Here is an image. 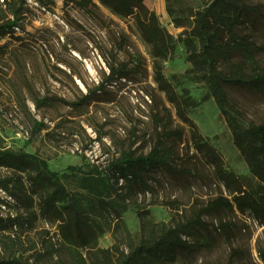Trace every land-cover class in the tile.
Listing matches in <instances>:
<instances>
[{
	"label": "rangeland",
	"instance_id": "obj_1",
	"mask_svg": "<svg viewBox=\"0 0 264 264\" xmlns=\"http://www.w3.org/2000/svg\"><path fill=\"white\" fill-rule=\"evenodd\" d=\"M209 1L145 0V5L178 41L174 56L164 62V74L180 94L188 91L198 104L189 117L221 153L225 167L248 189L257 190L259 182L235 146L214 99L202 82L188 76L191 65L178 40ZM245 1L264 7V0ZM8 23L16 26L13 35L0 40V136L6 146L46 159L49 168L62 176L83 162L104 165L132 143L138 153L147 154L156 136L155 115L165 116L170 129L183 131L178 153L190 176L179 179L156 172L153 193L140 195L123 215L127 232L113 228L100 237L98 249L84 252L88 264H118L129 246L148 238L157 225L191 217L208 201L227 195L213 167L195 151L192 130L159 90L152 48L134 17L118 15L98 0H0V25ZM260 60L264 65V53ZM90 94L91 100H85ZM229 97L246 123L264 121V95L233 88ZM39 122L42 129L36 130ZM7 175L9 171L0 169V178ZM2 200L10 204L3 206ZM16 208L0 189V212L6 215ZM143 209L150 211L151 224L145 229L139 217ZM222 218L231 222L232 237L215 234L210 249L176 264H264V225L249 213L234 211ZM205 221L219 225L215 217ZM45 229L56 242V225L45 219L38 222L32 238L38 239Z\"/></svg>",
	"mask_w": 264,
	"mask_h": 264
},
{
	"label": "trees",
	"instance_id": "obj_2",
	"mask_svg": "<svg viewBox=\"0 0 264 264\" xmlns=\"http://www.w3.org/2000/svg\"><path fill=\"white\" fill-rule=\"evenodd\" d=\"M98 1L118 15L134 17L142 38L152 48L159 90L177 117L190 127L195 151L203 154L227 191L226 196L208 201L191 217L157 225L148 238L132 243L118 264H176L208 250L215 234L232 237V224L224 222L222 216L234 211L249 213L264 225V121L246 123L229 97L233 88L264 95V65L260 60L264 42L259 41L264 37V7L245 0H210L194 15L190 31L178 39L191 65L188 76L205 85L232 132L235 146L258 180L259 188L254 190L225 167L221 153L189 117L190 110L198 106L189 92L180 94L165 77L164 62L174 56L178 41L161 25L156 13L146 7L145 0ZM176 25L183 27L178 22ZM15 26L0 25V40L13 35ZM91 98V94L85 96V100ZM155 120L156 136L147 154L138 153L132 143L108 157L104 165L83 162L70 166L69 173L62 176L49 168L46 159L10 148L0 136V169L10 172L0 178V189L17 204L14 213L0 212V264H88L84 252L98 249L100 237L113 228L127 232L123 215L140 195L153 193L156 172L187 179L190 173L178 153L183 131L170 129L165 116L155 115ZM42 126L36 123V130ZM2 204L10 203L2 200ZM149 216V210L139 211L142 229L151 224ZM207 217H215L219 225L206 222ZM41 219L56 225V242L47 229L40 230L38 239L32 238Z\"/></svg>",
	"mask_w": 264,
	"mask_h": 264
}]
</instances>
